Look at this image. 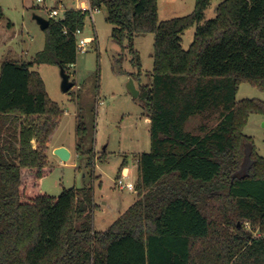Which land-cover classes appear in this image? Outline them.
Masks as SVG:
<instances>
[{"label":"trees","instance_id":"obj_1","mask_svg":"<svg viewBox=\"0 0 264 264\" xmlns=\"http://www.w3.org/2000/svg\"><path fill=\"white\" fill-rule=\"evenodd\" d=\"M88 2L106 9L112 39L139 79L136 38L155 37L151 83L139 88L151 149L137 158V199L105 231L95 229L97 158L84 151L83 121L76 153L87 158L92 183L59 197L43 192L54 169L48 144L64 111L37 68L76 65V33L90 14L68 9L49 19L43 51L0 64V264H264V158L245 134L251 116H264V102L237 101L243 83L264 92V0H223L208 21L212 0L168 21H160L159 0Z\"/></svg>","mask_w":264,"mask_h":264},{"label":"rangeland","instance_id":"obj_2","mask_svg":"<svg viewBox=\"0 0 264 264\" xmlns=\"http://www.w3.org/2000/svg\"><path fill=\"white\" fill-rule=\"evenodd\" d=\"M83 0H0L3 18H0V62L31 60L45 48L46 35L34 16L48 18L45 7L58 8L61 11L75 9ZM223 0H212L206 11L205 21L216 17V9ZM196 0H159L160 21L190 15ZM64 17L61 14L60 18ZM12 24V27H9ZM113 26L107 22V11L102 9L88 15L84 30L78 39L93 41L85 54L79 51L78 60L67 73L75 84L65 93L62 90L61 69L54 65H41L37 68L43 78L50 98L64 111L60 125L51 135L47 157L54 169L42 180L44 193L59 197L64 190L83 188L92 183L91 170L87 167V158L76 153L77 127L83 121L87 134L84 151H95V199L101 210L95 214V229L105 231L137 199V192L119 190L116 187L118 171L124 160L133 167L137 180V158L151 149L150 120L146 116L139 98L130 91L131 81L139 90L143 84L151 83L154 68V41L152 34L136 38L135 48L139 52L143 75L139 79L130 62L127 52L112 39ZM196 27L188 29L183 35V48L188 50L194 40ZM121 55L124 61L113 70L115 59ZM128 58H127V57ZM126 58L128 60H126ZM130 58V59H129ZM259 100L264 102V92L249 83L240 86L237 101ZM101 102H103L101 104ZM200 121L193 122L199 126ZM245 134L255 141L258 153L264 158V116H251L245 128ZM64 145L71 152V160L62 162L54 148ZM106 151L105 161L101 160ZM241 225V223H239ZM249 224L245 230L250 231ZM254 236H259L255 232Z\"/></svg>","mask_w":264,"mask_h":264},{"label":"built area","instance_id":"obj_3","mask_svg":"<svg viewBox=\"0 0 264 264\" xmlns=\"http://www.w3.org/2000/svg\"><path fill=\"white\" fill-rule=\"evenodd\" d=\"M37 2L39 4H44L45 0H37ZM77 7L78 8H75V9L82 10L83 12H89L90 15H93L94 12H98V10H92L88 0L80 1V6H77ZM45 10L47 13V17H48L47 19L48 20L49 19L60 20L61 14H63L65 16V12L68 9L65 8L63 11H61L58 8L45 7ZM62 19H64V17ZM80 33H81L80 31L78 33H76L78 55H79V51L82 54H85L87 52V49L90 48V45L93 42L89 39H80L79 40L78 35ZM72 67H74V66H72ZM102 103L103 102H101V104ZM116 187L122 191H128V192H133V193L135 192V182L132 180V176L130 175L129 172H125V171L122 172L121 177L116 179Z\"/></svg>","mask_w":264,"mask_h":264},{"label":"water","instance_id":"obj_4","mask_svg":"<svg viewBox=\"0 0 264 264\" xmlns=\"http://www.w3.org/2000/svg\"><path fill=\"white\" fill-rule=\"evenodd\" d=\"M34 19L43 32H45L49 28L50 21L48 19L43 18L41 16H34ZM61 78V87L63 92H70L74 88L75 84L70 80V75L64 68H61ZM130 91L132 92L135 98H139L140 91L135 87L133 81H131L130 84ZM54 154L64 163L69 162L71 160V152L65 147L55 149Z\"/></svg>","mask_w":264,"mask_h":264},{"label":"crops","instance_id":"obj_5","mask_svg":"<svg viewBox=\"0 0 264 264\" xmlns=\"http://www.w3.org/2000/svg\"><path fill=\"white\" fill-rule=\"evenodd\" d=\"M76 8H78V7H76ZM11 27H12V24H11L10 28H11ZM2 62H3V61H2ZM2 62H0V64H1ZM60 147H65V146H64V145H61V146L55 147L54 150L57 149V148H60ZM65 148H66V147H65ZM71 156H72V155H71ZM123 171H125V172H129L130 175L132 176V179L135 181V179H134V170H133V167H132V166H130L129 164H127L126 167L123 169ZM123 171H122V172H123Z\"/></svg>","mask_w":264,"mask_h":264}]
</instances>
